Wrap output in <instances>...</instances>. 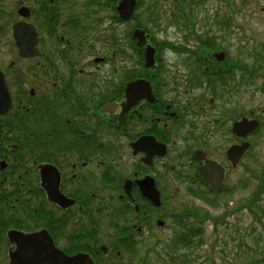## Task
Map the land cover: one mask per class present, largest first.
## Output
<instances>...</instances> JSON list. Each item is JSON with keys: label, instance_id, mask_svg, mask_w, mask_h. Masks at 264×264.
<instances>
[{"label": "flooded vegetation", "instance_id": "flooded-vegetation-1", "mask_svg": "<svg viewBox=\"0 0 264 264\" xmlns=\"http://www.w3.org/2000/svg\"><path fill=\"white\" fill-rule=\"evenodd\" d=\"M31 1L35 21L25 22L35 29V43L21 48L13 26L18 8ZM92 1L1 0L0 264H10L17 250L10 234L40 232L65 256L84 254L93 264L124 262L123 254L145 260L152 249L137 256L139 245L154 243L157 235L171 238L181 228L170 211L173 202L192 206L189 192L213 199L202 167L220 165L227 187L256 132L239 138L233 124L246 118L261 126V112L238 103L251 88L247 66L219 44L231 32L226 17L214 22L216 32H199L181 7L191 23L186 41L147 33L139 45L136 16L119 18L120 0H97L95 8ZM134 2L144 8L143 0ZM67 3L72 14L65 20ZM100 6L112 16L91 21L87 13ZM131 83L137 85L128 98ZM213 94L222 97L226 122L218 120ZM228 94L232 98L223 100ZM245 142L249 148L233 167L227 151ZM151 183L159 206L143 194Z\"/></svg>", "mask_w": 264, "mask_h": 264}, {"label": "rangeland", "instance_id": "rangeland-1", "mask_svg": "<svg viewBox=\"0 0 264 264\" xmlns=\"http://www.w3.org/2000/svg\"><path fill=\"white\" fill-rule=\"evenodd\" d=\"M151 3L156 4L159 17L156 26L146 23L154 40L166 39L180 44L186 41L184 35L191 26L195 27L196 31L199 29V32L205 29L216 32L217 26L214 22L226 17L231 32L229 36H220V47L231 57L241 58L239 60L247 66L251 81L248 96L239 94L241 97L238 103L241 106H250L253 111L259 110L262 115L259 117L261 126L251 138L252 146L249 153L236 171L228 176L227 189L223 196L206 202L204 199L207 198L202 199L198 195L191 199L192 206L184 207L180 202L176 204L173 202L174 205H171L172 216L176 214L179 221L193 223L196 229H201V233L198 236L196 233V236H191L190 245L180 244L176 248L171 246L175 237L157 235L154 243L146 241L145 244L139 245L137 256L146 252L145 249L150 246L152 252L146 256L144 264H264V0H189L187 5L184 2L171 4L166 0H143L144 6ZM98 4L97 0H93L90 7H99ZM28 5L36 6V1H31ZM181 7L189 15L192 14L191 26H188L191 24L189 20L176 17L184 14ZM96 12L112 16L111 9L104 6L97 8ZM69 13L72 14L67 4L63 7L61 15L66 20L71 17L67 15ZM145 13L141 7L136 13L135 21L140 19L144 24L147 16ZM73 15H78L76 9ZM129 27L130 24L124 26V43H128L126 37L130 31ZM191 42L195 43L194 40ZM213 95L217 99L216 106L220 111L218 120L226 122V118L220 117L223 109L222 97ZM231 98L232 95L228 94L223 100ZM261 181L263 184L259 200L252 205L253 194ZM180 199L187 200L181 193ZM194 213L199 218L204 215L209 217L200 222L191 216ZM210 217L217 218V221L213 224ZM123 257L125 263L117 260L114 264H140L130 262L129 255L124 254Z\"/></svg>", "mask_w": 264, "mask_h": 264}, {"label": "water", "instance_id": "water-1", "mask_svg": "<svg viewBox=\"0 0 264 264\" xmlns=\"http://www.w3.org/2000/svg\"><path fill=\"white\" fill-rule=\"evenodd\" d=\"M134 8V0H122L117 10L119 16L123 20H127ZM21 16H28V10L21 8L19 10ZM14 35L17 39V44L21 47V43H29L32 47L35 43V32L29 25L19 23L14 26ZM133 37L137 38L138 44L145 43V36L142 31L135 30ZM22 48V47H21ZM29 48V46L25 47ZM146 61L148 66L152 63L153 51L150 47L146 48ZM222 54H220L221 56ZM137 84L131 83L127 86V96L131 97L133 86ZM258 126L257 121L247 120L242 118L240 121L233 124V133L237 137H243L247 133L252 132ZM248 148L247 143L241 145H233L227 151V159L235 167L239 162L240 157ZM203 179L211 185L214 191H221L223 189V168L219 165L208 162L207 166L200 169ZM210 173V176H209ZM149 200L155 205L159 206V194L151 183L150 188L143 192ZM12 242L17 244V250L10 255V264H92L90 258L84 254H76L72 257L65 256L61 251L57 250L50 237L44 232L32 233V234H10Z\"/></svg>", "mask_w": 264, "mask_h": 264}, {"label": "trees", "instance_id": "trees-1", "mask_svg": "<svg viewBox=\"0 0 264 264\" xmlns=\"http://www.w3.org/2000/svg\"><path fill=\"white\" fill-rule=\"evenodd\" d=\"M153 6V5H152ZM147 16H146V22L148 23V24H151V25H153V26H156L157 25V23H158V20H159V17H158V15H157V13H158V9L155 7V6H153V7H149L148 9H147ZM264 183V182H263ZM262 181L260 182V184L258 185V187H257V189L255 190V192H254V194H253V198H252V200H251V204L252 205H254L255 204V202L257 201V200H259V195H260V192L262 191ZM189 193H191V194H193V195H196L197 193H193V192H189ZM225 193V192H224ZM224 193H220L219 195H217V196H223L224 195ZM216 196V197H217ZM216 197H214V199L216 198ZM257 207V206H256ZM255 207V208H256ZM259 209V208H258ZM195 220H198V221H202L203 219H205V218H207V217H209L208 215H204L203 217H201V218H199V216L197 215V214H193V215H191ZM259 216V215H258ZM211 218V220H212V222H213V224L217 221V218H215V217H210ZM261 218H262V216H261ZM182 224H185L186 222H181ZM190 226L189 227H187L186 226V229L184 230L185 232H182L181 233V237H179V238H174V239H172V243H171V246L172 247H174V248H176V247H179L180 246V244H188V245H190L191 243V241H192V238H191V236L192 235H195V233H196V235L198 236L200 233H201V229H196L195 228V226H194V224L193 223H191V224H189ZM195 235V236H196ZM195 236H194V238H195ZM201 242V241H200ZM132 249V247L131 246H128V248H127V250L128 251H130Z\"/></svg>", "mask_w": 264, "mask_h": 264}, {"label": "bare ground", "instance_id": "bare-ground-1", "mask_svg": "<svg viewBox=\"0 0 264 264\" xmlns=\"http://www.w3.org/2000/svg\"><path fill=\"white\" fill-rule=\"evenodd\" d=\"M17 23H20V22H17Z\"/></svg>", "mask_w": 264, "mask_h": 264}]
</instances>
